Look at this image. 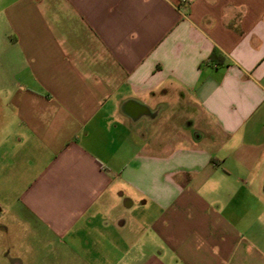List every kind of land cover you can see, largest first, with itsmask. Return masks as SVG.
Wrapping results in <instances>:
<instances>
[{"label":"crops","instance_id":"0c3cea01","mask_svg":"<svg viewBox=\"0 0 264 264\" xmlns=\"http://www.w3.org/2000/svg\"><path fill=\"white\" fill-rule=\"evenodd\" d=\"M22 244L264 264V0H0V254Z\"/></svg>","mask_w":264,"mask_h":264},{"label":"rangeland","instance_id":"374dc122","mask_svg":"<svg viewBox=\"0 0 264 264\" xmlns=\"http://www.w3.org/2000/svg\"><path fill=\"white\" fill-rule=\"evenodd\" d=\"M19 242H20V240H18ZM25 242V241H24ZM33 243L36 245V246H42L43 245V243H41L39 240H34L33 241ZM25 245H20L18 248H21V256H19L20 257V259L22 260V262H23V264H30L31 263V261L34 259V257L33 256H31V255H29V254H25V250H24V247ZM43 247V246H42ZM7 257H10V256H2L1 254H0V263L2 262H4V263H7V264H9L10 263V261H9V259L7 258ZM43 257L44 256H41L40 258L37 256V259L39 258V260H41L42 262H44V260H43ZM42 258V259H41Z\"/></svg>","mask_w":264,"mask_h":264},{"label":"trees","instance_id":"16d2710c","mask_svg":"<svg viewBox=\"0 0 264 264\" xmlns=\"http://www.w3.org/2000/svg\"><path fill=\"white\" fill-rule=\"evenodd\" d=\"M215 50H213V52H214Z\"/></svg>","mask_w":264,"mask_h":264}]
</instances>
